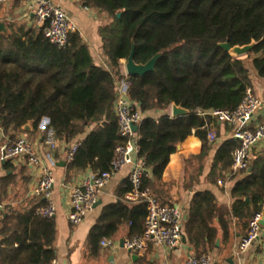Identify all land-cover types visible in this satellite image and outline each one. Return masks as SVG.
<instances>
[{"label":"trees","instance_id":"1","mask_svg":"<svg viewBox=\"0 0 264 264\" xmlns=\"http://www.w3.org/2000/svg\"><path fill=\"white\" fill-rule=\"evenodd\" d=\"M97 12L99 34L111 69L97 66L83 39L73 33L65 48L51 44L44 27L12 32L0 38V117L9 145L24 127L38 129L43 118L58 142L79 143L73 160L67 162V179L90 169L98 174L111 170L118 147L125 145L115 112L117 84L124 78L122 60L134 49L137 64H146L161 54L153 71L129 75L128 96L144 115L165 112L159 118L145 117L138 129L139 159L149 175L143 180L162 205H174L160 194L158 186L177 145L190 135L202 141V156L210 149L208 134L218 121L200 112L236 109L254 80L264 83V0H81ZM120 14V16H119ZM258 44L246 56L235 58L220 44ZM176 104L189 111L173 117ZM235 138L219 147L213 175L230 169ZM252 170L236 182L231 212L223 213L214 196L198 193L189 205L185 232L195 254H207L216 240V219L226 240L230 218L239 219L248 232L256 212L264 213V150L251 157ZM5 183L0 185V198ZM127 182L120 202L108 205L89 236L95 253L98 243L111 239L121 228L128 236L141 234L147 208L129 204ZM250 198L251 204L246 199ZM10 209L0 229V264H50L55 258L54 219ZM200 213V218L198 214Z\"/></svg>","mask_w":264,"mask_h":264},{"label":"crops","instance_id":"2","mask_svg":"<svg viewBox=\"0 0 264 264\" xmlns=\"http://www.w3.org/2000/svg\"><path fill=\"white\" fill-rule=\"evenodd\" d=\"M52 1L77 22L84 35L82 39L88 46L94 63L105 70H110L111 62L104 53L102 38L99 34L101 22L97 12L84 7L81 0ZM0 22H4L7 27V32L2 33L0 38L13 31L41 27L35 16L31 0H0ZM122 63V73H126V60H122ZM254 78L256 81L253 84L260 94L254 88L252 89L262 97L264 83L256 76L253 77V80ZM164 114L163 111H154L144 116L157 119ZM167 114L172 116V106L168 109ZM260 119L261 116L255 117V122L264 124ZM49 123L48 118H43L37 130L30 123L28 124L29 129L24 127V131L16 135V140L25 137L30 142L42 160L40 166H32L26 158L3 159L2 148L9 145L10 139L5 136L4 132L0 133V185L2 181L5 183L1 191L0 206L3 209L4 218L10 209L25 212L33 209L39 202L42 203L43 200L37 198L34 192L41 177L42 166H50L56 180L52 191V200L57 210L54 218L57 230L54 250L55 260L58 264H185L188 256L195 254L185 232V224L189 219V205L195 195L209 192L214 196L218 208L223 213L231 212L235 202L232 190L236 182L243 178V174L229 178L230 169H227L222 172V177L217 178L212 173L219 147L234 138L233 128L218 122L216 126L211 127L210 132H214L216 135L215 141L209 140L211 149L202 156V141L194 134L188 136L179 143L180 147L176 148L175 153L170 156L162 182L157 185L160 194L168 202L179 205L182 209L185 241H182L175 249L150 244L146 252L131 254L121 246V241L129 237L128 227L125 226L111 239H103L98 243L97 251L94 253L89 243L90 232L97 225L104 209L108 205L120 202L118 194L129 182L132 165L125 166L113 174L110 183L99 196L98 201L101 203L90 210L83 223L73 225L69 220L71 192L93 172L87 169L75 175L71 180L67 179V155L72 145L59 141L57 147L51 148L46 138ZM260 150H264V144L254 147L252 156L254 157ZM134 158L138 159V155H135ZM220 181L223 183L220 184ZM198 217L200 218V213ZM215 223L217 226L216 240L213 249L207 253L212 259V264H264L261 254L264 248V234L260 243L247 252L238 254L239 240L246 232L244 228L240 227L239 219L230 218L231 236L229 240L223 236L219 218ZM1 227L2 221L0 229ZM103 241H108L110 244L104 246L102 245Z\"/></svg>","mask_w":264,"mask_h":264},{"label":"built area","instance_id":"3","mask_svg":"<svg viewBox=\"0 0 264 264\" xmlns=\"http://www.w3.org/2000/svg\"><path fill=\"white\" fill-rule=\"evenodd\" d=\"M74 1V0H67ZM38 23L44 27V35L48 41L58 48H65L70 43V36L77 33L84 37L78 24L59 5L52 0H31ZM126 71V68H125ZM117 84L115 112L119 121L121 136L126 139L125 145L117 148L111 170L86 177L79 186L73 188L70 197L69 220L73 225H79L87 218L88 213L98 202L100 194L110 183L115 172L128 165H132L129 182L131 190L125 195V202L129 204L143 203L147 208L145 228L141 234L129 236L123 241V248L131 254H141L148 250L150 244L175 249L184 237V223L182 209L179 205H162L148 189L143 188V180L149 175L143 160L135 159L139 153V137L134 126H140L145 119L144 114L137 108L128 96V74ZM264 107V100L252 88H248L241 104L234 110L212 109L200 112L205 118H214L220 123L233 128V137L239 141V146L233 151V162L228 173L229 178L248 173L251 165L252 151L259 144H264V124L256 123L257 112ZM0 117V133H3ZM47 142L51 148L57 147L58 140L55 132L48 129ZM210 141L216 140L214 132H209ZM79 143L71 146L67 161L73 160ZM5 160L26 158L32 166H40L41 158L25 137L18 138L13 144L2 148ZM56 183L55 174L50 166L43 165L41 177L35 196L42 199L36 208L35 215L43 219H54L56 206L52 200V191ZM220 184L223 182L220 181ZM3 219V209L0 206V223ZM263 212H256L249 221L248 232L239 240L237 253L242 254L261 242L264 234ZM110 242L103 241L108 246ZM264 262V248L262 250ZM50 264H58L54 259ZM185 264H212L210 255L188 256Z\"/></svg>","mask_w":264,"mask_h":264},{"label":"water","instance_id":"4","mask_svg":"<svg viewBox=\"0 0 264 264\" xmlns=\"http://www.w3.org/2000/svg\"><path fill=\"white\" fill-rule=\"evenodd\" d=\"M120 16V14H119ZM7 32V27L6 24L4 22H0V35L2 33H6ZM258 44V42H256L255 40H253L250 44L244 45V46H232L229 42H225L220 44V46L227 51L231 56L235 57V58H241L244 57L246 55H248L253 48ZM134 55H135V51L134 49L132 50L129 58L126 60V64H125V68L127 71L128 75H136V76H143L146 73L153 71L156 65L157 60L160 58L161 54L156 55L153 59H151L149 62H147L146 64H137L134 60ZM263 100H264V94L262 96ZM189 111L181 106H178L176 104L172 105V116L173 117H179V116H184V115H188ZM29 125L25 126V129H29ZM135 132H138L139 127L138 126H134L133 127ZM180 147V144H178L177 148ZM252 170V164L250 165L249 171L251 172ZM246 201L251 204V200L250 198H247ZM101 202L98 201L95 205H99ZM262 225L264 226V220L262 221ZM123 241H121V246L123 247ZM183 241H185V236L183 237Z\"/></svg>","mask_w":264,"mask_h":264},{"label":"rangeland","instance_id":"5","mask_svg":"<svg viewBox=\"0 0 264 264\" xmlns=\"http://www.w3.org/2000/svg\"><path fill=\"white\" fill-rule=\"evenodd\" d=\"M254 81H256L255 80V78H254ZM255 90H256V92H258L259 94H260V91L257 89V88H255V86L253 87ZM258 116H261V119H260V121L262 122V123H264V107H262L258 112H257V115H256V117H258Z\"/></svg>","mask_w":264,"mask_h":264}]
</instances>
